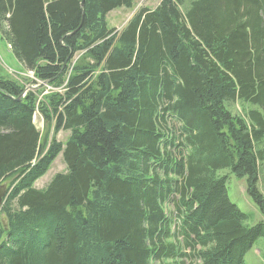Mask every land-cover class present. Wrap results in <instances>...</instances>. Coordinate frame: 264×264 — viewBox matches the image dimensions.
Listing matches in <instances>:
<instances>
[{
	"label": "trees",
	"instance_id": "16d2710c",
	"mask_svg": "<svg viewBox=\"0 0 264 264\" xmlns=\"http://www.w3.org/2000/svg\"><path fill=\"white\" fill-rule=\"evenodd\" d=\"M134 3L0 0L2 40L59 88L23 95L0 62V264H247L264 237L220 173L264 217V0H161L115 31Z\"/></svg>",
	"mask_w": 264,
	"mask_h": 264
},
{
	"label": "rangeland",
	"instance_id": "374dc122",
	"mask_svg": "<svg viewBox=\"0 0 264 264\" xmlns=\"http://www.w3.org/2000/svg\"><path fill=\"white\" fill-rule=\"evenodd\" d=\"M161 0H135L134 7L132 8H117L112 10L108 14V20L111 27L115 28V31H121L126 22L132 17V15L141 8H155ZM77 60V57L73 59V62ZM0 62L3 68L7 71V73L20 83L24 84L26 89L23 95L29 89H32L33 86L37 85V81L30 75L32 70L25 69L14 53L12 52L11 46L5 41L2 40L0 34ZM72 65V63H71ZM27 73L28 76L18 77L19 73ZM47 82V81H46ZM49 83V82H48ZM42 85V84H41ZM44 86H37L34 89L42 88V93L39 96V100L42 99L44 95H47V89L50 88L45 82H43ZM243 106L252 107V105L248 103H242L240 100H235L229 104V110L233 114H242ZM35 125L44 134L47 131L46 123L40 114L37 111L34 118ZM70 133L67 131L60 132L57 136L59 141H66L68 139ZM53 136V132L50 133V137ZM68 171V165L64 160L63 153H61L53 162L52 168L42 177H40L34 184V186L38 189H44L48 186V184L52 181V178L58 173H65ZM221 174H228V192L231 200L235 202L243 211L249 213L248 222L254 224L259 221H264V217L256 204L250 198L247 193V185L246 178L240 179L235 175L231 174L229 169L220 170ZM261 184V183H260ZM259 184V187H260ZM5 187V195L7 194L8 185L2 184ZM5 197V196H4ZM4 202V199H3ZM3 204V203H2ZM0 205V210L1 206ZM6 225V223H5ZM257 243V244H256ZM247 264H264V237H260L253 247L246 254ZM190 264V263H187ZM198 264V262L194 263Z\"/></svg>",
	"mask_w": 264,
	"mask_h": 264
},
{
	"label": "built area",
	"instance_id": "2783aa9c",
	"mask_svg": "<svg viewBox=\"0 0 264 264\" xmlns=\"http://www.w3.org/2000/svg\"><path fill=\"white\" fill-rule=\"evenodd\" d=\"M72 67H73V64L71 65V68H70V70L72 69ZM33 71V70H32ZM30 75L37 81V85H35V86H33L32 87V89H29V90H35L34 88H36L37 86H44L43 85V82H45L47 85H49V87L50 88H48L47 89V94H49V93H53V91H57V90H59V88H57V87H55V86H53V85H51V84H49L48 82H46V81H43V80H41V79H39L36 75H35V73H34V71L33 72H30ZM23 76H28V74L27 73H19V75H18V77H23ZM42 84V85H41ZM40 88H43V87H40ZM40 96V95H39Z\"/></svg>",
	"mask_w": 264,
	"mask_h": 264
},
{
	"label": "water",
	"instance_id": "95a60500",
	"mask_svg": "<svg viewBox=\"0 0 264 264\" xmlns=\"http://www.w3.org/2000/svg\"><path fill=\"white\" fill-rule=\"evenodd\" d=\"M17 100H21V97L17 98ZM5 192V187L0 185V205L3 203Z\"/></svg>",
	"mask_w": 264,
	"mask_h": 264
},
{
	"label": "bare ground",
	"instance_id": "6f19581e",
	"mask_svg": "<svg viewBox=\"0 0 264 264\" xmlns=\"http://www.w3.org/2000/svg\"><path fill=\"white\" fill-rule=\"evenodd\" d=\"M153 27V26H152ZM131 56H133L132 54H131ZM155 67V66H154ZM156 72V71H155ZM148 75V74H147ZM177 78V77H176ZM177 80V79H176ZM139 86V85H138ZM144 86V85H143ZM166 96V95H165ZM147 97V96H146ZM257 244V243H256ZM216 251V250H215ZM193 264V263H192Z\"/></svg>",
	"mask_w": 264,
	"mask_h": 264
}]
</instances>
